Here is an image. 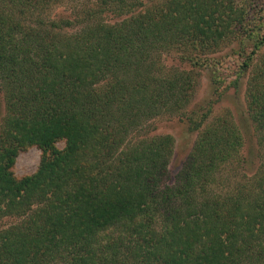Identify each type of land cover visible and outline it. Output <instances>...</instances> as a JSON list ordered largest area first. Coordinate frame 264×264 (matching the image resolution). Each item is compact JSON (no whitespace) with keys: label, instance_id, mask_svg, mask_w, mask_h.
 <instances>
[{"label":"trees","instance_id":"1","mask_svg":"<svg viewBox=\"0 0 264 264\" xmlns=\"http://www.w3.org/2000/svg\"><path fill=\"white\" fill-rule=\"evenodd\" d=\"M64 1L0 0V219H16L0 264H264V162L214 189L243 146L230 114L204 125L211 110L191 111L198 135L172 184L174 140L148 133L184 115L199 68L236 42L264 144V0H92L52 16ZM32 146L40 164L17 180Z\"/></svg>","mask_w":264,"mask_h":264},{"label":"rangeland","instance_id":"2","mask_svg":"<svg viewBox=\"0 0 264 264\" xmlns=\"http://www.w3.org/2000/svg\"><path fill=\"white\" fill-rule=\"evenodd\" d=\"M91 4H93L92 0H65L52 10V16H76ZM245 50L249 52V43H246ZM179 58L177 53H166L162 56V63L165 66L187 68L189 63L182 62ZM209 58L215 60L214 62L208 61V63H204L207 65L199 68L200 75L193 98L184 111V115L157 118L151 122L148 133L151 136L170 135L174 140L173 154L167 168L168 184H172L176 174L191 153L198 135V131L192 129L193 125L189 121V117L192 116L191 111L202 114L200 110H205L204 113L211 110L204 125L229 113L242 134L243 146L237 156L240 158L239 162H232L223 166L218 174V181L214 189L217 193H225L233 189L238 182H244L247 177L250 178L251 174L264 162V144L258 143V135L254 132L246 113L245 86L247 75L239 78L238 73L244 60L242 50L240 47L238 48L235 42ZM236 79L238 81L235 88L233 82ZM198 117L201 118L202 115H198ZM55 146L61 150L64 147V142L59 141ZM40 159L41 151L35 146L19 151L15 163L10 169L14 178L20 180L33 174L40 164ZM243 159L246 161L241 162ZM15 220L13 217L0 219V229L13 224Z\"/></svg>","mask_w":264,"mask_h":264}]
</instances>
